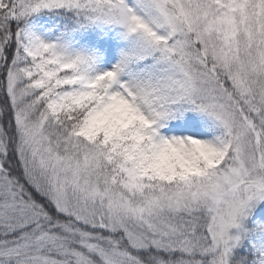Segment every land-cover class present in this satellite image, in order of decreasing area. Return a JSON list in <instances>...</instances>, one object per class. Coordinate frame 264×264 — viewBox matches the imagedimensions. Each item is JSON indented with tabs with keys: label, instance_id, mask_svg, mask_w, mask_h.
Masks as SVG:
<instances>
[{
	"label": "snow or ice",
	"instance_id": "obj_1",
	"mask_svg": "<svg viewBox=\"0 0 264 264\" xmlns=\"http://www.w3.org/2000/svg\"><path fill=\"white\" fill-rule=\"evenodd\" d=\"M0 264H264V0H0Z\"/></svg>",
	"mask_w": 264,
	"mask_h": 264
}]
</instances>
